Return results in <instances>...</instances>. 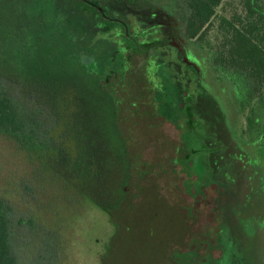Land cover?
Wrapping results in <instances>:
<instances>
[{
	"label": "rangeland",
	"instance_id": "obj_1",
	"mask_svg": "<svg viewBox=\"0 0 264 264\" xmlns=\"http://www.w3.org/2000/svg\"><path fill=\"white\" fill-rule=\"evenodd\" d=\"M105 1L126 24L88 3L0 0V81L23 111L41 101L53 116L48 144L0 133L19 261L264 264V86L250 95L213 62L242 0H221L204 38L182 41L201 72L176 43L133 51L150 29L181 30L176 10Z\"/></svg>",
	"mask_w": 264,
	"mask_h": 264
},
{
	"label": "trees",
	"instance_id": "obj_2",
	"mask_svg": "<svg viewBox=\"0 0 264 264\" xmlns=\"http://www.w3.org/2000/svg\"><path fill=\"white\" fill-rule=\"evenodd\" d=\"M70 1L71 5L80 12L86 11L82 7V3L84 5L88 3L91 8L94 5L95 8L91 10L99 16V21L106 19L109 22L115 20L126 24L125 14L121 16L120 8H117L114 14L103 12L100 4L107 3L105 0ZM107 1L109 2V0ZM120 2L129 10V7H133L144 14L148 13L147 8L160 6L158 5L160 2L167 12L174 9L180 13L181 31L186 38L203 39L210 28V18L221 0H120ZM133 29L140 30L136 32L140 39L146 35H143L145 30L139 28L135 23ZM219 31L222 33V40L216 49L213 62L237 74L250 95L260 92L264 86V0H242L239 13L232 15L229 19L221 18ZM151 33L152 29L140 42V47L133 49L135 53L150 51L152 56H157L162 47L172 45V40L165 38L166 36L164 37L158 31H155V34ZM152 35L154 36L152 37ZM177 39L178 37L176 41H178ZM188 67L186 65L187 70ZM45 92L43 91L48 96ZM16 95L17 92L15 93L10 86H5L0 81V133L15 138L17 143L20 140L19 137L25 138L22 141H30L33 144L51 143L47 137L53 121L49 107L46 108L45 104H40L41 101H37V107L32 106L33 112H25L22 104L20 105L16 99ZM38 118H41L42 121H37L38 123L34 124V119ZM11 227V205L0 197V264H21L10 239ZM28 264H49V261H40L34 257Z\"/></svg>",
	"mask_w": 264,
	"mask_h": 264
},
{
	"label": "flooded vegetation",
	"instance_id": "obj_3",
	"mask_svg": "<svg viewBox=\"0 0 264 264\" xmlns=\"http://www.w3.org/2000/svg\"><path fill=\"white\" fill-rule=\"evenodd\" d=\"M160 6H162L161 4H160ZM159 7V6H158ZM158 7H156V8H158ZM172 11V10H171ZM175 18H176V16H175ZM176 20L179 22V19H178V17L176 18ZM176 20H175V22H176ZM171 25H173V26H169L168 25V30L167 31H164V32H159V33H161L162 35H164V37L165 38H170L171 40H172V42H171V44L173 45L174 43H176L178 46H180L181 47V49L184 51V58H183V64L185 65H192V66H194L195 68H196V70H199V72H201V70H202V68H201V66H199L197 63V60H194L193 59V56H191V55H189V57H191L192 58V60H193V62L192 63H189L190 61L188 60V54H187V49H185L186 47H184L183 46V43H182V41H184V43H186L187 41H186V37L182 34V31L180 30V29H178L179 28V26L178 25H176L175 24V26H174V24L172 23V21H171V23H170ZM171 27H174V29H175V32H173L170 28ZM178 37V41H176V38ZM196 63V64H195Z\"/></svg>",
	"mask_w": 264,
	"mask_h": 264
}]
</instances>
